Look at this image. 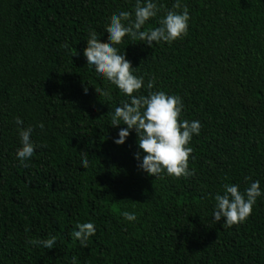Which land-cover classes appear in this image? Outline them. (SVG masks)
<instances>
[{"label":"trees","instance_id":"obj_1","mask_svg":"<svg viewBox=\"0 0 264 264\" xmlns=\"http://www.w3.org/2000/svg\"><path fill=\"white\" fill-rule=\"evenodd\" d=\"M178 2L190 10L187 36L119 45L156 78L154 90L180 95L184 118L202 124L194 175L155 181L138 168L135 131L113 143L126 126L111 127L108 114L124 96L113 89L104 102L96 88L107 82L83 56L87 30L108 44L105 25L134 0H0V264H264V199L244 223L211 218L222 183L243 189L250 177L264 188V0ZM15 116L34 127L27 167L14 155ZM77 220L96 225L86 248L69 236ZM50 235L52 250L26 243Z\"/></svg>","mask_w":264,"mask_h":264},{"label":"clouds","instance_id":"obj_2","mask_svg":"<svg viewBox=\"0 0 264 264\" xmlns=\"http://www.w3.org/2000/svg\"><path fill=\"white\" fill-rule=\"evenodd\" d=\"M190 10L178 0L170 8H166L161 0H134L132 10H117L105 25L109 43H101L97 32L87 30L86 47L83 56L88 67H93L96 78L106 81L107 85L96 88L100 97L111 106L113 89L122 93L120 100L108 116L111 127H120L113 143L123 145L131 131L138 137V148L143 155L135 154L138 168L156 180L165 177L188 178L194 175L189 168V161L194 160L193 137L201 132V121L185 119L184 103L180 95L155 88L156 78L140 74L126 59L124 49L119 45L142 42L149 47L182 39L188 35ZM155 20L154 26H148ZM67 48L68 45L62 44ZM88 89L84 92L87 94ZM19 147L15 149V158L21 166L27 167L34 156L38 145L32 139L34 127L25 125L19 116L13 118ZM35 127L43 129L44 125L37 122ZM80 168L89 169L92 160L86 153L80 154ZM247 186L241 189L240 184L224 182L213 194L211 218L214 222L223 219V226L244 223L252 214L258 198L264 199V188L259 179L244 177ZM250 181V182H249ZM120 217L127 222L137 221V213L121 209ZM96 225L91 220H77L69 233L73 242L82 248L88 246L90 237L96 233ZM27 244L52 250L57 244V237L31 238ZM70 264H77L75 256Z\"/></svg>","mask_w":264,"mask_h":264}]
</instances>
